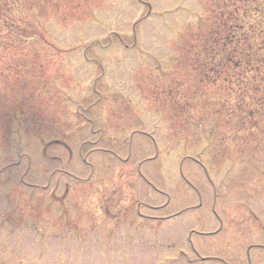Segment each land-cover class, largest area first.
Listing matches in <instances>:
<instances>
[{"label": "rangeland", "instance_id": "1", "mask_svg": "<svg viewBox=\"0 0 264 264\" xmlns=\"http://www.w3.org/2000/svg\"><path fill=\"white\" fill-rule=\"evenodd\" d=\"M255 245L264 0H0V264H264Z\"/></svg>", "mask_w": 264, "mask_h": 264}, {"label": "flooded vegetation", "instance_id": "2", "mask_svg": "<svg viewBox=\"0 0 264 264\" xmlns=\"http://www.w3.org/2000/svg\"><path fill=\"white\" fill-rule=\"evenodd\" d=\"M261 249H263L264 250V248H261ZM247 264H250V262L247 260Z\"/></svg>", "mask_w": 264, "mask_h": 264}, {"label": "trees", "instance_id": "3", "mask_svg": "<svg viewBox=\"0 0 264 264\" xmlns=\"http://www.w3.org/2000/svg\"><path fill=\"white\" fill-rule=\"evenodd\" d=\"M246 15H247V14L245 13V14H244V17H245ZM36 220H37V217H36Z\"/></svg>", "mask_w": 264, "mask_h": 264}]
</instances>
